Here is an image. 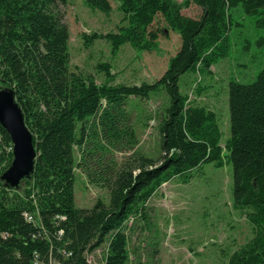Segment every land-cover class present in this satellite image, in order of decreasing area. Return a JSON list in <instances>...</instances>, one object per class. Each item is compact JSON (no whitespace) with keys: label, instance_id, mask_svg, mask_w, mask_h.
Returning a JSON list of instances; mask_svg holds the SVG:
<instances>
[{"label":"trees","instance_id":"obj_1","mask_svg":"<svg viewBox=\"0 0 264 264\" xmlns=\"http://www.w3.org/2000/svg\"><path fill=\"white\" fill-rule=\"evenodd\" d=\"M67 2L0 0V88L15 91L37 152L32 177L18 190L6 187L1 177L12 164L13 144L0 124V264H90L88 256L104 245V264H129L128 222L149 219L147 204L165 183H189L205 164L224 167L225 151L233 166V207L255 229L229 264H264V70L250 84L230 82L225 148L216 114L189 105L179 86L188 72H210L229 57L232 10L255 14L264 0H185L184 7L201 9L199 18L183 15L174 0H119L127 26L85 36L87 46L105 39L114 49L129 44L150 51L160 35L152 29L158 15L182 40L164 75L139 86L98 84L71 71L70 33L56 11ZM86 4L111 11L109 0ZM160 90L169 98L159 123L162 157L135 153L118 167L115 154L139 143L129 100L148 101ZM76 169L110 191L109 205L76 206Z\"/></svg>","mask_w":264,"mask_h":264},{"label":"rangeland","instance_id":"obj_2","mask_svg":"<svg viewBox=\"0 0 264 264\" xmlns=\"http://www.w3.org/2000/svg\"><path fill=\"white\" fill-rule=\"evenodd\" d=\"M174 1L183 6V15L201 16L199 7L186 8L185 0ZM109 2L108 13L88 7L86 0H68L56 8L70 33L71 71L92 76L98 84L154 83L179 51L180 35L158 15L152 29H160V35L150 51H139L129 44L114 49L105 39L93 40L87 46L85 36L117 33L127 26L119 0ZM231 16L229 57L213 65L210 72L191 71L179 82L189 105L205 107L216 114L223 148L231 137L230 82L250 84L264 70V8L248 14L239 6L232 10ZM168 104V95L163 90L148 101L129 100L126 110L139 143L133 151L115 154L118 167L135 153L160 160L159 123ZM226 155L225 151L222 168L205 164L193 171L189 183L176 178L162 185L147 204L149 219L128 222L125 232L129 237V264H229L231 255L254 238L255 229L246 215L233 207V166ZM75 159L77 163L80 161L78 150ZM110 199L106 187L90 183L76 169L78 208L91 209L99 200L109 205ZM105 255L106 245L88 256L89 263L104 264Z\"/></svg>","mask_w":264,"mask_h":264},{"label":"water","instance_id":"obj_3","mask_svg":"<svg viewBox=\"0 0 264 264\" xmlns=\"http://www.w3.org/2000/svg\"><path fill=\"white\" fill-rule=\"evenodd\" d=\"M0 124L10 135L13 144V161L1 180L9 189L18 190L23 182L32 177L37 152L33 134L26 125L12 88H0Z\"/></svg>","mask_w":264,"mask_h":264},{"label":"built area","instance_id":"obj_4","mask_svg":"<svg viewBox=\"0 0 264 264\" xmlns=\"http://www.w3.org/2000/svg\"><path fill=\"white\" fill-rule=\"evenodd\" d=\"M25 216L28 218V215H25ZM34 264H39V262L36 261Z\"/></svg>","mask_w":264,"mask_h":264}]
</instances>
